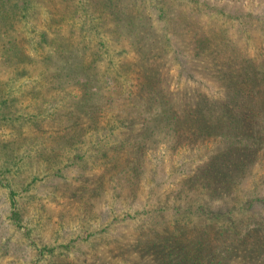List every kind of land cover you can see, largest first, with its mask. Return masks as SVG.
I'll return each instance as SVG.
<instances>
[{
	"label": "trees",
	"instance_id": "trees-1",
	"mask_svg": "<svg viewBox=\"0 0 264 264\" xmlns=\"http://www.w3.org/2000/svg\"><path fill=\"white\" fill-rule=\"evenodd\" d=\"M37 2L0 0L4 82L54 65L53 90H63L74 118L68 128L82 116L96 124L106 113L120 125L114 144H97L93 158L116 163L119 176L128 168L131 177L141 173L140 165L126 164L141 162L147 142L172 150L211 145L192 179L205 182L213 197L194 207L174 205L173 232L179 230L167 241L164 264H264V194L237 205L227 200L264 160V50L261 58L249 54L231 24L213 20L210 0H179L180 6L178 0H80L77 7L75 0H44L42 21L34 13ZM195 5L208 13H194ZM26 20L36 35L32 50L15 31ZM197 211V220L189 217ZM189 224L198 235L188 232Z\"/></svg>",
	"mask_w": 264,
	"mask_h": 264
},
{
	"label": "rangeland",
	"instance_id": "rangeland-1",
	"mask_svg": "<svg viewBox=\"0 0 264 264\" xmlns=\"http://www.w3.org/2000/svg\"><path fill=\"white\" fill-rule=\"evenodd\" d=\"M37 1L34 13L42 21L47 5ZM210 1V13L217 15L213 20L231 24L239 44L261 58L264 0ZM74 4L80 6V0ZM195 7L194 13H208L209 8ZM248 14L252 16L247 18ZM16 24L15 31L27 37L32 50L33 25L27 20ZM54 69V65L42 72L31 69V74L9 84L4 82L9 70L0 64V264H164L167 241L179 230L173 232L174 205L194 207L213 197L205 182L192 179L197 161L211 145L172 150L162 141L147 142L138 153L140 163H125L131 168L140 165L141 173L131 177L128 168L119 176L116 163L93 158L97 144L105 146L107 140L114 144L120 125L106 113L96 124L82 116L73 129L68 128L74 118L68 116L70 103L63 90H53L58 88L51 79ZM48 85L52 89L43 91ZM255 193L264 194V160L227 200L237 205ZM198 216L199 211L189 217ZM166 229L172 230L171 235L162 234ZM188 232L197 234V226L189 224Z\"/></svg>",
	"mask_w": 264,
	"mask_h": 264
}]
</instances>
